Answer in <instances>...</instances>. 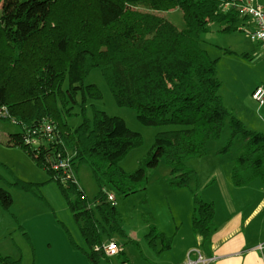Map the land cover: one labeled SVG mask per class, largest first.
Instances as JSON below:
<instances>
[{
	"label": "trees",
	"instance_id": "1",
	"mask_svg": "<svg viewBox=\"0 0 264 264\" xmlns=\"http://www.w3.org/2000/svg\"><path fill=\"white\" fill-rule=\"evenodd\" d=\"M92 3L97 12L94 28L89 17L83 18L78 11V0H0V120L21 129L8 146L23 149L58 185L81 231L87 247L83 253L90 263L111 264L102 247L114 243L113 236L126 235L109 196L116 201L146 193L149 172L162 161L170 169L172 188L191 189L196 173L186 167L187 161L207 155L208 144L221 140L228 119L230 144L243 141L232 170L233 185L244 187L256 179L264 182V134L249 131L228 111L220 93L218 60L202 41L210 24H218L222 33L237 31L242 15L236 9H221L232 1ZM177 9L186 22L183 30L164 16ZM70 17L71 24L65 22ZM96 69L102 71L117 103L135 110L142 126L176 128L156 135L152 151L132 173L125 172L121 162L143 145V137L123 119L94 107L93 118L85 117L76 129L67 123L76 106L84 113L89 98H101L96 86L85 85L88 74ZM46 120L57 132L50 143L34 135ZM27 139L37 140L39 146L25 144ZM67 156L72 159L65 173L52 169V161ZM81 166L91 169L99 187L93 201L77 186L75 174ZM12 186L27 193H36L38 187L18 178ZM193 196V231L204 244L216 210L213 203ZM12 205L11 193L0 189V206L10 211ZM149 226V244L161 243L162 252L170 250L173 239L154 224ZM66 232L70 244L80 250L70 231ZM0 262L22 264L3 256Z\"/></svg>",
	"mask_w": 264,
	"mask_h": 264
},
{
	"label": "rangeland",
	"instance_id": "2",
	"mask_svg": "<svg viewBox=\"0 0 264 264\" xmlns=\"http://www.w3.org/2000/svg\"><path fill=\"white\" fill-rule=\"evenodd\" d=\"M78 1L80 3L78 11L83 18L89 17L93 22L90 28L96 27L94 21L96 22L97 12L93 9L92 0ZM257 2L264 5V0ZM164 16L178 29H185L186 22L179 9ZM65 22L71 24V17ZM221 30L218 24H210L208 33L202 35V41L211 57L218 60V78L222 83L220 93L224 104L249 131L264 134V105L260 108L255 101L242 105L244 89L235 91L228 77V50L232 47L234 51H241V47H248V44L253 43L246 31L224 34ZM233 62H236L237 76H243L245 82L252 84L254 82L250 78H253L264 83V75H261L257 67L256 58L252 61L238 58L233 59ZM85 85L96 86L101 98L99 100L89 98L84 113L79 106H76L72 111L73 115L67 117V123L71 128L76 129L85 117L93 118L94 107L110 117L123 119L131 131L143 137V145L131 150L121 162V167L127 173L137 170L141 161L149 155L158 133L176 130L172 127L142 126L137 120L135 110L117 103L99 69L88 74ZM66 87L67 83L64 85V90ZM19 132L21 129L18 126L0 120V189L9 191L13 198L10 211L0 206V256L14 258L12 255L14 253L15 258L22 264H57L69 259L74 264H82L80 261H74L73 256L89 261L83 253L86 244L81 231L58 185L50 180L49 174L37 166L23 149L8 146L12 135ZM230 135L228 119L221 140L209 143V157L187 161L186 167L196 173L192 178L191 189L172 188L169 183L170 169L162 161L158 169L149 172V186L146 193L140 192L127 198L116 199V208L120 214L119 223L126 237L115 235L113 239L120 246L129 244L128 238L139 237L140 240H145V230L147 225L150 229V224H154L160 231H175L177 228L193 229V193L204 202L216 203L219 219L225 217L222 213L225 211L224 197H228V202L232 200L238 209L246 211L249 206L264 200V182L260 179L244 187L233 185L230 177L234 167L233 161L238 158L243 141L236 139L230 144ZM224 148H228L227 151H224ZM75 177L77 186L85 192L90 201H93L99 192V187L91 169L88 166H81ZM16 178L37 184L36 193H27L14 188L12 184ZM256 222H262L264 225V207L263 213ZM66 229L70 231L80 250L70 244ZM168 236L173 237V233ZM130 248L128 247V252ZM110 262L123 264L125 260L118 253Z\"/></svg>",
	"mask_w": 264,
	"mask_h": 264
},
{
	"label": "crops",
	"instance_id": "3",
	"mask_svg": "<svg viewBox=\"0 0 264 264\" xmlns=\"http://www.w3.org/2000/svg\"><path fill=\"white\" fill-rule=\"evenodd\" d=\"M227 1L231 2L233 0ZM257 3L261 5L259 2ZM261 6L264 7V5ZM245 31L250 37L254 31V22L251 18L242 15L237 25V31L235 32ZM250 41L254 45L248 44V47H241V51H234L232 47L228 50L229 81L235 87V91L244 89L243 100L241 101L242 105L246 103L251 104L252 101L254 102L255 100L252 98L253 92L258 88H264V83L260 81L250 78L254 83L249 84V82L244 81L243 76H237V68H235L236 62H233V59L238 58L248 61L256 58L257 67L261 75H264V51L260 44L253 42L251 39ZM259 107L261 108L262 106ZM206 156L209 157L208 146ZM233 162L235 163V161ZM224 200L226 201H224L225 211L222 212L225 214L223 219L218 218L217 204L213 202L216 213L209 238L204 244L194 233L193 229L182 230L181 228H177L175 231H160L158 229L159 232H162L166 236L172 235L173 233V237L168 236L173 239L171 249L162 252L161 243L153 247L147 241V235L149 233L148 225L145 230V240H140L139 237L128 238L129 244L125 246H120L115 239L111 242H114L118 246L120 251L119 255L123 256L125 260L123 264H189V262L198 261L201 257L204 260H213L211 264H264V255L256 251V248L264 243V225L262 222H256L263 213L264 200L249 206L247 211L245 209H238L232 200L228 202V197H224ZM106 245H109V243H106L104 246ZM128 247H131L129 252ZM83 249L86 250L87 247ZM12 255L14 258L16 257L14 253ZM72 259L74 261H80L82 264H91L90 261H85L82 258H75L73 256ZM57 264L74 263L69 259Z\"/></svg>",
	"mask_w": 264,
	"mask_h": 264
},
{
	"label": "built area",
	"instance_id": "4",
	"mask_svg": "<svg viewBox=\"0 0 264 264\" xmlns=\"http://www.w3.org/2000/svg\"><path fill=\"white\" fill-rule=\"evenodd\" d=\"M223 10L236 9L241 15L249 17L254 22V31L250 35V39L253 42L260 44L264 51V7L259 5L256 0H233L232 3H228L221 6ZM252 98L259 104L264 105V88H258L253 92ZM56 127L47 120L42 123L40 128L34 132V135L42 137L46 142H53L56 138ZM25 144L39 146L37 140L27 139ZM72 157L67 156L60 158L58 161H52V169L56 171L66 172L70 168V162ZM77 183V182H76ZM111 203H115L113 196L108 197ZM102 251L107 260H112L120 252L118 246L115 243L103 246ZM256 251L264 255V243L260 244ZM213 260H204L202 257L196 262H189V264H211ZM108 264V263H104Z\"/></svg>",
	"mask_w": 264,
	"mask_h": 264
}]
</instances>
